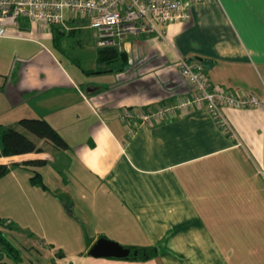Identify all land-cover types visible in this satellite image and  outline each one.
<instances>
[{"label":"crops","instance_id":"obj_1","mask_svg":"<svg viewBox=\"0 0 264 264\" xmlns=\"http://www.w3.org/2000/svg\"><path fill=\"white\" fill-rule=\"evenodd\" d=\"M185 1L188 20L169 23L163 36H124L117 57L103 59L98 48L86 63L61 59L25 35L28 19L0 37V135L14 128L43 149L0 162L44 158L65 183L43 188L31 181L40 167H13L0 179V217L8 208L27 214L45 241L66 242L55 264H264V107L226 109L236 138L205 109L134 132L121 119L123 107L190 93L180 57L201 63L214 86L264 97V0ZM76 21L88 22L66 15L64 23ZM59 26L42 27L62 49ZM25 117L48 121L67 148L23 128ZM101 237L156 255H90Z\"/></svg>","mask_w":264,"mask_h":264},{"label":"built area","instance_id":"obj_2","mask_svg":"<svg viewBox=\"0 0 264 264\" xmlns=\"http://www.w3.org/2000/svg\"><path fill=\"white\" fill-rule=\"evenodd\" d=\"M204 1L210 0H188L190 4ZM187 6L185 0H0V37L6 36L8 27L18 25L22 17L51 27L64 23L68 11L72 18L86 19L97 31L99 45L105 47L126 35L163 36L169 23L189 19ZM177 65L190 93L175 103L123 107L121 119L133 125L132 132L140 126H152L194 109H205L223 132L236 138L226 109L264 107V97L256 93L238 94L211 84L201 63L180 57Z\"/></svg>","mask_w":264,"mask_h":264},{"label":"rangeland","instance_id":"obj_3","mask_svg":"<svg viewBox=\"0 0 264 264\" xmlns=\"http://www.w3.org/2000/svg\"><path fill=\"white\" fill-rule=\"evenodd\" d=\"M66 15L68 16L70 15L68 11H66ZM23 19L26 18L23 17L20 18L19 22H21V20ZM82 22L76 21L71 26L65 23L60 24L58 29L63 32L60 33L61 34L60 43L63 47L62 49L56 48L53 39L54 31H52L51 28L44 30L45 28H43L42 26H38L33 22H29L30 24H28L27 25L28 27L25 28L26 30L25 35H30L31 37H35L41 43L50 46L51 48H53L55 52L61 55L60 56L61 59L68 57L72 62H74L72 58L78 57L81 58V60L86 63L87 57L92 56L95 52H97L98 48L102 49L104 47L99 45L97 38V31L92 27H90V23L89 22L82 23ZM72 26L73 28H76L74 32L70 30ZM29 31L31 32V34L28 33ZM117 42L105 47L113 46L117 48L118 46ZM50 165L47 167L45 165L40 167V172L44 176L43 180L47 183L50 182L52 185L50 183L48 184L53 186V188H57V189L61 188L62 187V185L60 186L61 183L65 185V183H63L62 180V178L64 177L60 178L57 174V171L55 169H52ZM34 173L35 172H31L32 175H34ZM64 176L68 177V174L64 173ZM75 184L76 183H74L73 185ZM72 187L73 186L70 185L69 183L68 188L72 189ZM18 203L19 204L22 203V206L25 205L23 198H20L18 200ZM6 205L8 207V204ZM5 214H8V217H6L5 219L8 221L10 219L14 221V223L11 227L3 226L2 231L4 232L5 236L11 241V243L15 245V247L19 250L18 252L22 257V260L20 262H16V260H14L13 258L5 256L4 257L5 263L55 264L56 262L55 258L58 257L60 253L64 252L65 250H68L69 245L64 241H60L58 243H51L45 241L43 239V233L40 222L34 221V219L29 217L27 214L17 213L16 211L14 213H11L9 208L6 210ZM11 214H13L12 217ZM0 216L3 215L0 214ZM61 231L66 232V235L70 233L68 228H62Z\"/></svg>","mask_w":264,"mask_h":264},{"label":"trees","instance_id":"obj_4","mask_svg":"<svg viewBox=\"0 0 264 264\" xmlns=\"http://www.w3.org/2000/svg\"><path fill=\"white\" fill-rule=\"evenodd\" d=\"M119 54L120 53L117 48L113 46L100 49V55L103 59L108 55L110 57H117ZM19 124L37 137L52 142L59 149H65L68 146L63 137L45 119L25 117L19 121ZM42 151L43 149L39 147L31 138L17 129L8 128L2 131L0 135V158L32 152L40 153ZM46 162L47 161L44 158L29 159L22 162H12L10 164L0 162V179L10 173L11 169L15 166L22 165L27 168H37L45 165ZM34 171L35 173L32 176L31 181L34 184L48 189L41 173L36 170ZM12 225V222H7L5 218L0 217V264H7L4 261L5 256L13 258L16 262H20L22 260V257L18 252L19 250L11 243L2 231L3 226L11 227ZM132 250L138 251V255H132L129 257L130 259H148L156 255V249L153 247H132ZM62 254L63 253H60L59 256Z\"/></svg>","mask_w":264,"mask_h":264},{"label":"water","instance_id":"obj_5","mask_svg":"<svg viewBox=\"0 0 264 264\" xmlns=\"http://www.w3.org/2000/svg\"><path fill=\"white\" fill-rule=\"evenodd\" d=\"M90 255L95 257H118L126 258L132 255H138V251H132L120 243L101 237L96 241L89 251Z\"/></svg>","mask_w":264,"mask_h":264}]
</instances>
